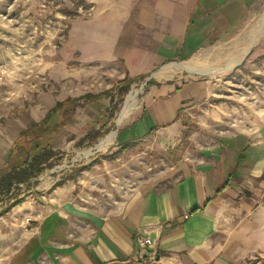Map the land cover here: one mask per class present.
Here are the masks:
<instances>
[{"label":"crops","instance_id":"crops-1","mask_svg":"<svg viewBox=\"0 0 264 264\" xmlns=\"http://www.w3.org/2000/svg\"><path fill=\"white\" fill-rule=\"evenodd\" d=\"M263 4L95 0L90 18L70 26L61 73L53 78L57 89H42L28 104L16 99L10 112H0V191L16 181L36 183L25 200L13 199L0 213V264H149L153 252L160 261L153 264H264V102L218 124L190 113H208L214 84L206 75L239 65L245 48L257 44ZM232 43L233 55L223 62L221 50ZM218 58L224 67L184 66ZM141 80V106L127 118L135 105L126 104L106 141V173L121 176L124 158L136 159L150 138L172 146L186 138L194 154L130 192L99 197L101 168L63 179L43 170L49 151L111 127L118 98ZM138 234L154 247H140Z\"/></svg>","mask_w":264,"mask_h":264},{"label":"rangeland","instance_id":"rangeland-1","mask_svg":"<svg viewBox=\"0 0 264 264\" xmlns=\"http://www.w3.org/2000/svg\"><path fill=\"white\" fill-rule=\"evenodd\" d=\"M94 5L95 0H0V112H10L16 99L23 102L28 100V104L42 89H57L60 82H55L53 78H59L61 73V60L66 55L64 44L70 26L78 19L90 18ZM263 13L264 4L260 7V15ZM233 44L221 50L225 55L223 62L228 63L231 59L233 53L230 47ZM215 61L200 60L184 66L202 70L224 67L221 58ZM229 69L225 73L205 77L214 84V96L204 106L209 115L199 111L190 113H196L209 124H218L224 119L230 121L231 118H237L246 109H259L260 102H264V31L242 63L230 66ZM145 90L144 81L133 84L123 98H118L116 114L110 119L111 127L93 140L68 142L55 151H49L53 156L43 170L48 169L54 175H72L87 166L101 168L102 182L97 186L93 184L94 194L99 197L103 194L107 196L115 190L130 192L142 181L167 173L178 164L181 157L194 154L195 147L186 138L177 146L162 144L150 138L139 146L136 159L124 158L121 162V167L125 165L121 168V176L113 172L106 173L107 167L103 164V160L109 156L106 141L118 129L116 122L124 106L131 103L135 105L129 118L141 106ZM189 119L192 117L189 116ZM197 126L202 127L201 124ZM195 129L191 132H196ZM191 132H186L187 137L193 136ZM95 157L101 160L97 159L94 163L92 159ZM60 183L61 180H57L53 184L56 186ZM34 184L16 181L9 189L0 191V213L10 209L13 199H18L16 202L25 200L29 188L36 187Z\"/></svg>","mask_w":264,"mask_h":264},{"label":"built area","instance_id":"built-area-1","mask_svg":"<svg viewBox=\"0 0 264 264\" xmlns=\"http://www.w3.org/2000/svg\"><path fill=\"white\" fill-rule=\"evenodd\" d=\"M192 216H193V213H189V214H186L184 217H185V219H189ZM136 241L139 244V246L142 248H147V247L153 248L155 245L152 238H150L149 236H147L145 234H138L136 236ZM159 262L160 261L158 260L156 253L153 252V255L151 257V261L149 264L159 263Z\"/></svg>","mask_w":264,"mask_h":264},{"label":"bare ground","instance_id":"bare-ground-1","mask_svg":"<svg viewBox=\"0 0 264 264\" xmlns=\"http://www.w3.org/2000/svg\"><path fill=\"white\" fill-rule=\"evenodd\" d=\"M254 35V34H253ZM253 42H255V41H253L252 40V42H251V45L253 44ZM250 45V46H251ZM253 46V45H252ZM249 51V48H245V50L243 51V53H242V58L247 54V52ZM112 140V137H110L108 140H107V142H110Z\"/></svg>","mask_w":264,"mask_h":264},{"label":"trees","instance_id":"trees-1","mask_svg":"<svg viewBox=\"0 0 264 264\" xmlns=\"http://www.w3.org/2000/svg\"><path fill=\"white\" fill-rule=\"evenodd\" d=\"M46 124V122H44L42 125H45Z\"/></svg>","mask_w":264,"mask_h":264}]
</instances>
